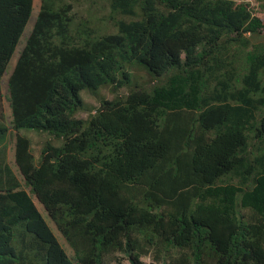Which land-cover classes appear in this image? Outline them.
Here are the masks:
<instances>
[{
	"label": "trees",
	"instance_id": "obj_1",
	"mask_svg": "<svg viewBox=\"0 0 264 264\" xmlns=\"http://www.w3.org/2000/svg\"><path fill=\"white\" fill-rule=\"evenodd\" d=\"M32 3L0 0V139L16 130L29 187L0 166V264H264V0H94L115 33L40 0L6 126ZM134 63L160 80L75 117L80 90L120 88ZM19 128L63 143L36 165Z\"/></svg>",
	"mask_w": 264,
	"mask_h": 264
},
{
	"label": "rangeland",
	"instance_id": "obj_2",
	"mask_svg": "<svg viewBox=\"0 0 264 264\" xmlns=\"http://www.w3.org/2000/svg\"><path fill=\"white\" fill-rule=\"evenodd\" d=\"M94 0H72L73 3V11L75 12L76 20L85 21L89 20L92 26L96 27L101 33L109 32L115 33L117 31L116 27H112L110 22L106 19L108 14L107 8L100 5V3L93 4ZM40 0H33L32 3V11L30 17L24 27V30L20 36V39L16 45V48L7 64L5 69V73L1 78V90L4 94L3 97V106H4V115H5V125L10 126L11 111L8 106V103L5 98V94L7 91V77L11 70L14 67L16 59L18 57L19 51L22 49L27 36L29 35L31 28L33 26L38 7H39ZM101 8V9H100ZM88 24V23H87ZM128 72L130 73V80L127 84L123 85L120 88H110V87H100L97 90L90 91L89 89H82L79 91V96L82 99L84 105L87 109H80L75 113V117L78 118H87L89 115V110L93 107L99 105L101 99H113L117 96L125 95L131 88L134 87H144L149 88L152 84L156 83L160 80V77L153 75L147 68L143 65L134 63L128 66ZM93 112V111H92ZM18 133L26 136L29 138L30 141V151L33 155V161L37 165L40 161L41 149L47 143L50 142L52 145L61 146L63 143L62 137H57L49 134L47 131L32 129V128H19ZM16 136V130L13 128H9L1 137L0 139V146L5 147L6 150L9 147L14 146ZM13 165H15L13 163ZM23 187L29 191V187H26L23 184ZM32 195V194H31ZM32 198L46 220L47 224L49 225L50 229L52 230L53 234L55 235L56 239L65 250L66 254L70 257L72 255L71 249L69 245L66 243L60 232L55 228L52 221H50L46 211L42 207V205L37 201L34 195ZM122 264H130L127 258L124 255H120L119 259ZM141 260L143 264H160L158 261L154 260L151 256H142ZM112 264H116L112 262Z\"/></svg>",
	"mask_w": 264,
	"mask_h": 264
},
{
	"label": "crops",
	"instance_id": "obj_3",
	"mask_svg": "<svg viewBox=\"0 0 264 264\" xmlns=\"http://www.w3.org/2000/svg\"><path fill=\"white\" fill-rule=\"evenodd\" d=\"M0 150L2 151L0 153V166L2 167L4 164H7L23 186V180L21 178V175L18 172L17 166L13 165V163L15 164L14 146L13 147L10 146L8 150H6L5 147L0 146ZM3 184H5V177L0 172V187Z\"/></svg>",
	"mask_w": 264,
	"mask_h": 264
}]
</instances>
